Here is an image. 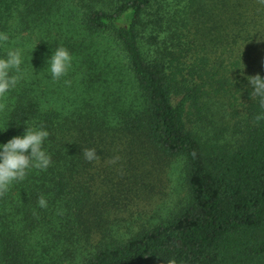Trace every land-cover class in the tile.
<instances>
[{"label":"trees","instance_id":"trees-1","mask_svg":"<svg viewBox=\"0 0 264 264\" xmlns=\"http://www.w3.org/2000/svg\"><path fill=\"white\" fill-rule=\"evenodd\" d=\"M77 1L84 0H24L23 12L18 0H0V31L28 29L45 11L44 22L36 24L57 34L50 54L64 46L73 56L58 82L46 67L37 68L40 81L20 82L10 108L0 111V130L8 126L0 131V143L23 134L27 125L49 132L51 165L28 170L21 181L36 222L64 237L73 236L75 226L90 232L101 225L98 212L114 201L112 194L136 192L133 186L152 165L178 158L186 201L125 239L99 244L75 264H264V119H256L264 108L251 99L246 79L264 76V0H117L109 8L89 0L81 29L72 30L63 18L49 20L63 4ZM70 33L78 35L74 42ZM104 35L114 38L125 66H99L95 51ZM220 49L235 56L232 69L248 101L235 122V142L207 149L189 113L220 75L226 61L218 58ZM191 59L200 66L188 64ZM29 67L26 61L22 71ZM88 148L98 160L84 158ZM40 196L46 208L38 205ZM14 238H3L5 264H23Z\"/></svg>","mask_w":264,"mask_h":264},{"label":"rangeland","instance_id":"rangeland-1","mask_svg":"<svg viewBox=\"0 0 264 264\" xmlns=\"http://www.w3.org/2000/svg\"><path fill=\"white\" fill-rule=\"evenodd\" d=\"M49 1L50 4H55L63 0ZM116 1L101 0L98 5L109 8ZM87 2L89 0L63 4L60 14L51 16L49 20L55 21L57 18H63L72 26V30L76 26L81 29V17H83ZM69 6L72 9H69ZM18 8L24 12L28 8L27 2L18 0ZM16 16H19L17 12ZM39 16L38 21L44 22L42 19L47 17V13L42 11ZM38 21H32L28 29H24L25 26H23L20 32L13 29L5 31L9 34L10 40L3 48H0V55H3L7 47H18L22 50L23 64L29 61L30 67L22 71L20 82L32 85L40 81L35 80L36 70L47 66L46 60L50 56L48 47L52 45L57 36L45 24H42L44 27L40 28L36 24ZM192 27L189 25L188 29L191 28L193 32ZM175 34L174 43L179 42L177 33ZM69 35L73 36L71 42L78 38L77 34L70 33ZM115 43L110 35L99 37L95 57H98L96 60L100 67L110 69L116 63L121 65L122 62L125 66L123 53ZM40 49L42 53L39 52ZM221 50L217 54L223 56L219 55L218 58H225L226 61L218 68L220 75L216 76L211 87H206L207 93L203 95L200 102H197V108L192 106L189 113L191 126L194 128L197 124V129L202 128L197 131L201 133L202 141L207 149H216L221 145H230L235 142L237 136L235 122L242 116L243 104L248 101L245 93L246 86L238 81L237 70H234L235 67L232 65L235 56L227 52L223 54ZM91 53L94 52L91 51ZM215 60L212 58L211 62L216 64ZM36 61L37 64L31 65V62ZM211 62L205 65L207 69L213 66ZM188 64L195 68L201 63L191 59L188 60ZM45 71L47 72V69ZM14 90L0 100V104L10 108ZM2 125L3 119L0 116V128ZM150 170V174L148 173L146 177L138 181V185L133 186L134 190L137 188L136 192L125 194L123 197L118 196L119 193L112 194L115 196L114 201L104 205L103 209L98 212L101 225L90 227V232L75 226L73 236L68 234L67 237L59 233L56 228L49 232V226L47 227L43 222H36L37 213L29 205L26 188L22 187L21 181L14 183L8 191L0 194V264H5L1 256L5 236L10 239L15 237L14 239L21 244L23 264H75L93 252L99 244L106 245L116 239H125L141 227L150 226L166 218L186 201L183 160L170 159L168 163H162L160 167L156 164L152 165ZM18 204L22 206L20 209L17 207Z\"/></svg>","mask_w":264,"mask_h":264},{"label":"clouds","instance_id":"clouds-1","mask_svg":"<svg viewBox=\"0 0 264 264\" xmlns=\"http://www.w3.org/2000/svg\"><path fill=\"white\" fill-rule=\"evenodd\" d=\"M9 40V34L0 31V48H3ZM72 62L73 56L66 47L51 48V54L46 60L47 73L51 80L59 81L65 77L72 67ZM23 63V53L18 47H7L3 55H0V100L7 97L20 83ZM246 79L251 87L249 93L251 99L257 100L261 108H264V76L256 74L247 76ZM3 107V104H0V110H3ZM256 119H264V114L258 115ZM7 127L0 131H4ZM48 137L49 132L46 128L27 125L23 134L13 136L6 143H0V194L8 191L14 183L22 181L28 170L33 168L47 170L52 163L51 155L45 149V141ZM83 155L89 162L98 160L96 150L93 148L84 149ZM116 159L118 158H114L111 163H115ZM37 203L41 208L47 207L44 196H40Z\"/></svg>","mask_w":264,"mask_h":264}]
</instances>
